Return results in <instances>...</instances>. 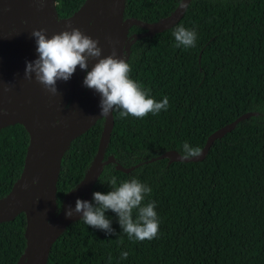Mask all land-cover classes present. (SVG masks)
Masks as SVG:
<instances>
[{
  "label": "trees",
  "instance_id": "obj_1",
  "mask_svg": "<svg viewBox=\"0 0 264 264\" xmlns=\"http://www.w3.org/2000/svg\"><path fill=\"white\" fill-rule=\"evenodd\" d=\"M84 0H55L59 20ZM181 0H124L138 38L115 72L113 127L86 216L51 245L46 264H264V0H190L182 19L152 37L144 24L168 17ZM245 113L199 162L210 134ZM104 119L64 152L58 211L88 171ZM29 136L0 130V199L19 178ZM112 156L114 163L104 162ZM146 162V163H145ZM135 166L129 173L115 169ZM25 215L0 223V264L22 255Z\"/></svg>",
  "mask_w": 264,
  "mask_h": 264
},
{
  "label": "water",
  "instance_id": "obj_2",
  "mask_svg": "<svg viewBox=\"0 0 264 264\" xmlns=\"http://www.w3.org/2000/svg\"><path fill=\"white\" fill-rule=\"evenodd\" d=\"M189 1L181 0L168 17L144 24V36L152 37L175 26L182 19ZM40 4L44 8L38 12ZM52 4L55 0H0V130L20 124L29 136L22 172L10 192L0 199V223L9 222L20 213L25 215L26 246L16 264H46L51 245L58 236L71 222L87 215L90 192L101 171L104 149L113 127L114 76L124 61H120L119 51L113 47L124 41L128 22L138 24L136 20L123 18L124 0H84L80 8L64 20L56 17ZM54 16L62 23L68 22L65 35L54 27ZM66 43H73L76 53L88 44L98 48L96 96L89 100L86 99L89 93L80 97L74 90H66L72 82V73L68 72L67 64L57 50L59 45ZM45 66L53 67L63 95L71 98L65 112L67 122L57 123V114L47 107L51 86L38 79V73ZM94 108L101 110L95 113ZM251 115L242 114L214 131L196 155L184 157L169 150L147 162L162 159L168 164L202 161L215 140ZM98 118L104 119V125L95 157L78 187L66 195L56 218L48 221L43 213L51 214V207L47 206L50 200L55 207L61 158L71 141ZM114 162L109 156L104 163ZM134 167L115 164V169L123 173H129ZM73 195L75 200L82 198V201L76 214L70 215ZM45 206L49 210L45 211Z\"/></svg>",
  "mask_w": 264,
  "mask_h": 264
},
{
  "label": "rangeland",
  "instance_id": "obj_3",
  "mask_svg": "<svg viewBox=\"0 0 264 264\" xmlns=\"http://www.w3.org/2000/svg\"><path fill=\"white\" fill-rule=\"evenodd\" d=\"M55 4H52V9ZM43 5H38V12H40L43 9ZM54 27L61 32L62 35H65L67 33V26L68 22L65 21L62 23V21H59L54 16ZM135 25L132 22H128L125 26V39L122 43H119L113 49L119 51L120 61L122 62L125 60L128 54L129 46L138 38L137 35L128 36L127 35V29L128 27ZM58 54L60 57L66 62L68 67V72L72 73V82L68 84L66 87V90H74L76 93L78 91L86 90L82 92V96L85 93H88L87 90H90V86L94 85L95 83V66L99 63V55H98V48L92 47L89 44L82 48L80 53H76L75 46L73 43H66L61 44L57 48ZM95 50L97 51V54H95ZM73 58H76L73 62ZM112 59L115 58V56H111ZM38 79L46 84L51 86V90L48 92L50 100L48 102V109L50 111H54L57 114V123L60 122H67V118L65 117V112L69 106L71 98L66 97L63 95L60 87H59V79L55 75L54 69L52 66H45L43 67V71L38 73ZM73 84V85H72ZM54 101V102H53ZM65 128V126L63 127ZM73 195L71 197V201L74 200L72 203L71 211H76V208L81 204L82 198H79L78 200L74 199ZM69 201V199H68ZM47 206H50L51 214L43 213L44 216L48 218V221L54 220L56 216L58 215L59 211L52 205V201L50 200L47 203ZM46 210L47 209L46 207ZM74 211V212H75ZM46 214V215H45ZM75 215V214H74Z\"/></svg>",
  "mask_w": 264,
  "mask_h": 264
},
{
  "label": "bare ground",
  "instance_id": "obj_4",
  "mask_svg": "<svg viewBox=\"0 0 264 264\" xmlns=\"http://www.w3.org/2000/svg\"><path fill=\"white\" fill-rule=\"evenodd\" d=\"M123 32H124V28H122V34H123ZM94 53L97 54V51L95 50ZM97 67H98V66H97ZM95 86H96V84L93 85L92 90H88V91H87V92L89 93V94L86 95V99H87V100H89V98L91 99V98H93L94 96H96V93H95V90H94ZM78 94H79L80 97H82V91H78ZM84 108H86V107L84 106ZM93 110L96 111L95 113H97V112H99L101 109H100V108H94ZM46 203H47V201H46ZM71 207H72V204H71ZM71 207L69 208L70 215H74V214H76V212H77L79 206L76 208V211L74 210L75 212H74V211H71ZM45 211H46V206H45Z\"/></svg>",
  "mask_w": 264,
  "mask_h": 264
},
{
  "label": "flooded vegetation",
  "instance_id": "obj_5",
  "mask_svg": "<svg viewBox=\"0 0 264 264\" xmlns=\"http://www.w3.org/2000/svg\"><path fill=\"white\" fill-rule=\"evenodd\" d=\"M95 67H96V66H95ZM95 74H96V70H95V72H94V76H95ZM94 84H95V83H94ZM92 87H93V85L90 86V90L92 89ZM83 91H86V90H82V92H83ZM87 91H88V90H87ZM84 95H85V94H84ZM89 99H90V98H89Z\"/></svg>",
  "mask_w": 264,
  "mask_h": 264
}]
</instances>
